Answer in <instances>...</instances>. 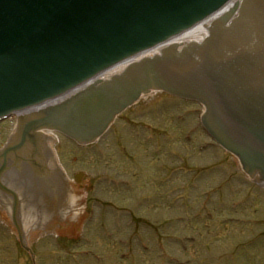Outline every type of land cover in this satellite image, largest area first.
<instances>
[{"label": "water", "instance_id": "obj_1", "mask_svg": "<svg viewBox=\"0 0 264 264\" xmlns=\"http://www.w3.org/2000/svg\"><path fill=\"white\" fill-rule=\"evenodd\" d=\"M224 1L0 0V115L70 89ZM208 29L200 43L168 46L58 100L40 122L92 138L141 92L161 89L201 102L209 134L264 179V0H242Z\"/></svg>", "mask_w": 264, "mask_h": 264}, {"label": "rangeland", "instance_id": "obj_2", "mask_svg": "<svg viewBox=\"0 0 264 264\" xmlns=\"http://www.w3.org/2000/svg\"><path fill=\"white\" fill-rule=\"evenodd\" d=\"M192 107L162 92L143 96L112 122L97 141L99 153L93 157L83 158L75 144L59 135L47 138L53 162L68 182L77 187L72 173L80 167L78 156L81 167L91 174L89 204L85 206L80 198L74 207L73 199L64 203L62 210L72 211L67 219L77 228L69 227L71 234L44 233L51 216L48 204L54 199V188L49 187L53 178L40 177L41 165L32 156L20 168L11 166L10 154L1 158L4 186L16 194V209L12 197L7 201L17 227L9 216L7 220L2 218L6 214L0 215L5 222L1 226L10 227L14 234L0 226V264H33V259L35 264H177V258L183 264L187 257L188 264H264V189L250 183L236 156L213 148L200 152L198 145L206 139L201 133L193 134L191 142L184 139V133L197 124L194 115L186 114ZM180 113L184 120L177 119ZM145 124H151L154 132L144 129ZM95 158L99 165L93 163ZM47 166L50 172L54 170L49 162ZM36 171L38 177L33 176ZM104 174L128 178L134 187L97 182L96 177ZM74 194H80L79 190ZM108 202L128 211L114 212ZM228 217L243 218V222H230ZM107 232L114 235L107 238ZM139 235L150 244L148 252L140 248ZM186 235L196 239L188 241L189 248L183 251L177 236ZM157 237L175 260L166 262L158 256ZM89 247L105 261L98 263L78 254ZM124 250L131 251L127 261L118 256Z\"/></svg>", "mask_w": 264, "mask_h": 264}, {"label": "bare ground", "instance_id": "obj_3", "mask_svg": "<svg viewBox=\"0 0 264 264\" xmlns=\"http://www.w3.org/2000/svg\"><path fill=\"white\" fill-rule=\"evenodd\" d=\"M205 33H206V30L203 29L200 25H198V26H195L194 28H192L191 30L187 31V32L184 33L183 35L178 36L176 39H173L172 41L176 42V44H177V43H181V42H182V44H184V43H186V41H188V40H196V39H199V38H201V37H204ZM182 44H181V45H182ZM178 45H179V44H178ZM157 49H158V48H157ZM157 49H155V50H151V51H148V53L154 54L155 51H156ZM148 53H147V54H148ZM125 65H126V63H122V64H119L118 66H115V67L109 68L108 71L103 72V73H102L101 75H99V77L96 78V79H98V80H99V79H101V80L108 79L110 76H112V75H114V74H117V73H119V71L123 70V68L125 67ZM73 91H74V90H72L71 92H73ZM71 92H69V93L63 95L61 98H63V97H67L68 95L71 94ZM139 97H140V95H138L135 99H139ZM61 98L56 99V100H51V102L44 103V104H42V106L37 107V108H42L43 106L50 105V104L53 103V102H56V101H58V100H61ZM37 108H35V109H37ZM32 110H33V109H32ZM32 110H30V111H32Z\"/></svg>", "mask_w": 264, "mask_h": 264}, {"label": "flooded vegetation", "instance_id": "obj_4", "mask_svg": "<svg viewBox=\"0 0 264 264\" xmlns=\"http://www.w3.org/2000/svg\"><path fill=\"white\" fill-rule=\"evenodd\" d=\"M30 151L32 152V155H33V156H34V155L36 156L37 160L39 159L40 161H43V156H41L40 153H38V152L36 153L35 151H33V150H31V149H30ZM15 157H17V155H16ZM15 157H14V158H15ZM26 163H28V162H27V159H25L23 165H25ZM40 173H41V171H40ZM33 176H34V177H38V176H37V171L35 172V174H34ZM83 185H84V184H83ZM83 185L81 184V187H80L81 189L86 187V185H85V186H83ZM4 206H5V205H4L3 203L0 202V209L4 210L3 212L6 214V213L8 212V208H6V206H5V207H4ZM57 207H58V204H57V203L52 204V209H53V210H56ZM54 225H55V226L58 225V221H54V222L51 223V226H52L51 229L53 228Z\"/></svg>", "mask_w": 264, "mask_h": 264}]
</instances>
